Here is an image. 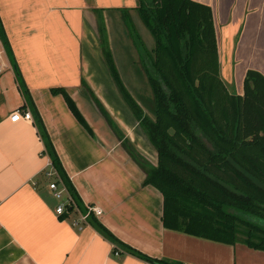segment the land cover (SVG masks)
Returning <instances> with one entry per match:
<instances>
[{
	"label": "crops",
	"instance_id": "0c3cea01",
	"mask_svg": "<svg viewBox=\"0 0 264 264\" xmlns=\"http://www.w3.org/2000/svg\"><path fill=\"white\" fill-rule=\"evenodd\" d=\"M197 1L212 10L219 75L230 92L242 94L248 68L264 74V0ZM137 6L138 0H0L3 34L71 184L85 206L101 210H91L95 219L139 251L114 247L79 211L64 218L55 212L58 199L45 175L49 157L33 120L10 118L30 107L0 42V264H154L152 258L264 264L263 248L162 224V193L144 182L145 170L133 156L155 165L157 151L103 52L107 45L122 80L114 47L121 50L120 61L121 41L128 51L131 41L137 48L130 34L113 38L105 16ZM53 88L69 94L87 126Z\"/></svg>",
	"mask_w": 264,
	"mask_h": 264
},
{
	"label": "trees",
	"instance_id": "16d2710c",
	"mask_svg": "<svg viewBox=\"0 0 264 264\" xmlns=\"http://www.w3.org/2000/svg\"><path fill=\"white\" fill-rule=\"evenodd\" d=\"M136 9L154 39L148 49L125 16L152 91V115L122 82L107 45L103 52L122 97L157 151L154 165L138 157L126 143L145 170L144 182L162 193V224L213 240L264 249V74L248 68L242 94L227 89L219 75L208 4L197 0H138ZM0 42L30 107L42 152L71 197L58 216L64 218L72 211L86 213L85 219L114 247L139 253L95 219L80 200L16 66L1 21ZM53 90L64 95L72 113L87 126L69 94L63 88ZM152 261L182 264L162 258Z\"/></svg>",
	"mask_w": 264,
	"mask_h": 264
},
{
	"label": "rangeland",
	"instance_id": "374dc122",
	"mask_svg": "<svg viewBox=\"0 0 264 264\" xmlns=\"http://www.w3.org/2000/svg\"><path fill=\"white\" fill-rule=\"evenodd\" d=\"M126 15L133 22L134 27L139 33L142 41L145 43L147 48L150 49L154 45V39L141 19L136 7H134L132 10L123 8L119 11H109L106 13L105 19L112 27V37L124 38V36H127L129 38L128 26L125 24ZM120 44L123 49V55L121 58L122 61H120L119 57L122 54L121 50H119L116 46L114 47V54L115 59L117 58L116 61L119 65V68L122 70V80H124L128 85V88L131 89L132 95L139 101V103L144 108V111L152 115V111L150 109L152 106V91L144 70L143 63L140 61L139 52L137 49H135L132 41L129 43L131 44L130 51H128V45H124V41H121Z\"/></svg>",
	"mask_w": 264,
	"mask_h": 264
},
{
	"label": "built area",
	"instance_id": "2783aa9c",
	"mask_svg": "<svg viewBox=\"0 0 264 264\" xmlns=\"http://www.w3.org/2000/svg\"><path fill=\"white\" fill-rule=\"evenodd\" d=\"M1 51V50H0ZM2 70V64H0V71ZM10 115L11 120H18L23 118L26 120L32 119L31 112L28 109H16ZM49 168L45 170V175L49 177L48 187L52 190L53 196L58 199V203L55 206V212L60 214L65 209V204L71 202V197L68 195L65 186L62 183H59V179L56 177V172L52 168L50 160L48 162ZM92 210L95 214H99L101 210L98 207L87 206V211ZM86 213L80 216V219H85ZM73 224H78V219L73 221ZM115 254H118V250L114 251ZM143 264H148L144 261Z\"/></svg>",
	"mask_w": 264,
	"mask_h": 264
}]
</instances>
